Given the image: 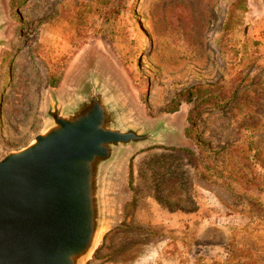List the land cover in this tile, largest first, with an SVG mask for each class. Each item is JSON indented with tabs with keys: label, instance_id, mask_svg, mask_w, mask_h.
<instances>
[{
	"label": "rangeland",
	"instance_id": "374dc122",
	"mask_svg": "<svg viewBox=\"0 0 264 264\" xmlns=\"http://www.w3.org/2000/svg\"><path fill=\"white\" fill-rule=\"evenodd\" d=\"M0 159L88 61L182 143L133 152L93 264H264V0H0ZM196 85L218 100L169 105ZM90 261V262H91Z\"/></svg>",
	"mask_w": 264,
	"mask_h": 264
},
{
	"label": "water",
	"instance_id": "95a60500",
	"mask_svg": "<svg viewBox=\"0 0 264 264\" xmlns=\"http://www.w3.org/2000/svg\"><path fill=\"white\" fill-rule=\"evenodd\" d=\"M3 26L0 9V34ZM49 93L41 128L0 159V264H93L116 224L129 156L182 143L180 123L138 120L120 85L94 60L66 93Z\"/></svg>",
	"mask_w": 264,
	"mask_h": 264
},
{
	"label": "trees",
	"instance_id": "16d2710c",
	"mask_svg": "<svg viewBox=\"0 0 264 264\" xmlns=\"http://www.w3.org/2000/svg\"><path fill=\"white\" fill-rule=\"evenodd\" d=\"M212 87L204 88L201 85L192 86L179 94L178 100L176 99L175 103L169 105V111H174L177 109L180 101H187L193 104V107L190 110V114L196 115L197 112L202 107L213 106L218 100H213L211 96L216 95L214 92H210L208 89Z\"/></svg>",
	"mask_w": 264,
	"mask_h": 264
}]
</instances>
